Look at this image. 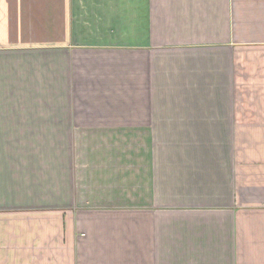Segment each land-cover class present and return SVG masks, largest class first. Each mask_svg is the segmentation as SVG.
<instances>
[{"label":"crops","instance_id":"1","mask_svg":"<svg viewBox=\"0 0 264 264\" xmlns=\"http://www.w3.org/2000/svg\"><path fill=\"white\" fill-rule=\"evenodd\" d=\"M45 147L84 264H264V0H0L5 209Z\"/></svg>","mask_w":264,"mask_h":264},{"label":"rangeland","instance_id":"2","mask_svg":"<svg viewBox=\"0 0 264 264\" xmlns=\"http://www.w3.org/2000/svg\"><path fill=\"white\" fill-rule=\"evenodd\" d=\"M46 14L51 18V11L47 10ZM53 36L45 35V43H51ZM44 150L45 207L23 206L27 203L24 195L19 202L21 206L5 209L4 205H0V264L85 263L80 242L86 233L83 219L88 215L74 205L57 202L51 193L53 179L46 176L54 173L58 162L53 156V147H45ZM64 150H61V162L66 159ZM64 181L66 179L59 180L60 186ZM32 204L30 201L29 205Z\"/></svg>","mask_w":264,"mask_h":264}]
</instances>
